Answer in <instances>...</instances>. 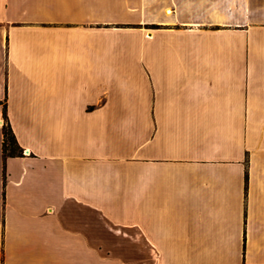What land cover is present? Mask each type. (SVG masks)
I'll use <instances>...</instances> for the list:
<instances>
[{
	"label": "crops",
	"instance_id": "0c3cea01",
	"mask_svg": "<svg viewBox=\"0 0 264 264\" xmlns=\"http://www.w3.org/2000/svg\"><path fill=\"white\" fill-rule=\"evenodd\" d=\"M0 264H264V0H0Z\"/></svg>",
	"mask_w": 264,
	"mask_h": 264
},
{
	"label": "trees",
	"instance_id": "16d2710c",
	"mask_svg": "<svg viewBox=\"0 0 264 264\" xmlns=\"http://www.w3.org/2000/svg\"><path fill=\"white\" fill-rule=\"evenodd\" d=\"M4 119L5 122L2 128L3 141L2 149L4 156L13 155L18 153V144L14 132L8 122L6 109L4 108Z\"/></svg>",
	"mask_w": 264,
	"mask_h": 264
},
{
	"label": "rangeland",
	"instance_id": "374dc122",
	"mask_svg": "<svg viewBox=\"0 0 264 264\" xmlns=\"http://www.w3.org/2000/svg\"><path fill=\"white\" fill-rule=\"evenodd\" d=\"M139 45V44H138ZM135 50L136 51H139V47L137 46L136 48H135ZM140 52H141V49H140ZM140 67V65L137 63V60H136V58H135V63H134V70L136 71V72H140L141 71V69L142 68H139ZM135 82L137 83V81H136V79H135ZM152 83H151V89H152Z\"/></svg>",
	"mask_w": 264,
	"mask_h": 264
},
{
	"label": "bare ground",
	"instance_id": "6f19581e",
	"mask_svg": "<svg viewBox=\"0 0 264 264\" xmlns=\"http://www.w3.org/2000/svg\"><path fill=\"white\" fill-rule=\"evenodd\" d=\"M165 12H166L167 14H169V13H171V9L168 7V8L165 9Z\"/></svg>",
	"mask_w": 264,
	"mask_h": 264
}]
</instances>
